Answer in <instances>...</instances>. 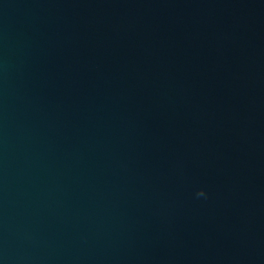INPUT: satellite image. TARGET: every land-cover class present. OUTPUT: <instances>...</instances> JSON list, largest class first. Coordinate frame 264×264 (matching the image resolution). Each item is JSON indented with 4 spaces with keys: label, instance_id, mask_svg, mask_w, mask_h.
Instances as JSON below:
<instances>
[{
    "label": "water",
    "instance_id": "1",
    "mask_svg": "<svg viewBox=\"0 0 264 264\" xmlns=\"http://www.w3.org/2000/svg\"><path fill=\"white\" fill-rule=\"evenodd\" d=\"M0 264H264V0H0Z\"/></svg>",
    "mask_w": 264,
    "mask_h": 264
},
{
    "label": "clouds",
    "instance_id": "2",
    "mask_svg": "<svg viewBox=\"0 0 264 264\" xmlns=\"http://www.w3.org/2000/svg\"><path fill=\"white\" fill-rule=\"evenodd\" d=\"M196 195L197 196H205L206 193H205V191L203 189H200V190H198V192L196 193Z\"/></svg>",
    "mask_w": 264,
    "mask_h": 264
}]
</instances>
